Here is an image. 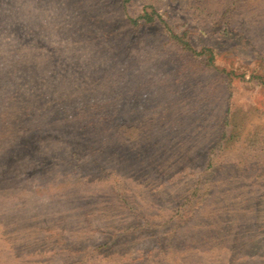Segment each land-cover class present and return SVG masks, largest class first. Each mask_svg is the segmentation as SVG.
I'll return each mask as SVG.
<instances>
[{"label": "rangeland", "instance_id": "obj_1", "mask_svg": "<svg viewBox=\"0 0 264 264\" xmlns=\"http://www.w3.org/2000/svg\"><path fill=\"white\" fill-rule=\"evenodd\" d=\"M0 264H264V0H0Z\"/></svg>", "mask_w": 264, "mask_h": 264}]
</instances>
